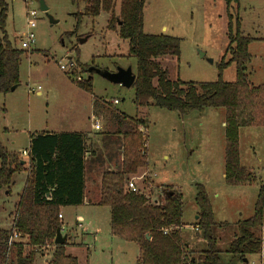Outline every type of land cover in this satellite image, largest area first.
I'll list each match as a JSON object with an SVG mask.
<instances>
[{
  "label": "rangeland",
  "instance_id": "1",
  "mask_svg": "<svg viewBox=\"0 0 264 264\" xmlns=\"http://www.w3.org/2000/svg\"><path fill=\"white\" fill-rule=\"evenodd\" d=\"M5 1L7 38L23 54L18 86L0 97V142L8 151L20 152L19 158L26 161L24 171L14 176L10 191L0 190V229L12 226L29 170L28 157L21 153L28 151L30 137L43 130L84 131L98 122L100 128L90 142L91 149L98 151L104 121L95 115L93 103L97 101L100 105L109 103L128 118L144 121L142 132L148 163L144 172L155 174L153 189L171 186L181 193V222L185 225L181 234L191 251L205 249L201 236L194 230L198 210L194 203L195 185L200 184L209 196L214 222L227 224L216 230L221 264H245V259L246 264H264V259L261 262L258 255L240 260L227 253L236 234V222L252 216L258 189L264 186V128L239 131L241 165L252 172L255 183L226 186L223 109H205L182 117L154 106L135 107L132 88H124L95 72H86L93 68L111 73L131 69L135 73V59L127 54V42L106 29L109 15L83 17L77 33L69 35L75 26L74 14L82 12L83 5L76 7L71 0H43L47 11L42 12L40 0ZM29 11H34L35 16H28ZM115 12H118V0ZM239 18L243 35L257 40L248 46L251 60L246 67L249 82L256 87L264 84V0H240ZM29 19L35 24L32 29L27 28ZM143 22L144 34L181 40L178 59L163 56L157 60L168 71L170 80L185 83L216 80L217 63L228 44L224 0H145ZM27 31L34 35V41L27 49H22ZM69 63L74 64L72 73L60 69L61 65ZM234 75V67L230 66L223 70L222 79L230 83ZM89 76L92 94L75 84L80 82L77 78L84 81ZM113 100L118 103L112 104ZM93 114L96 118L91 119ZM142 174L132 177L139 188ZM153 194L156 193L153 191ZM62 215L61 234L67 236L65 254L75 257L78 264H137V246L111 235L108 208L65 207ZM78 216L83 217L81 222ZM259 235L262 237L264 233L259 231ZM52 253V247L40 249L34 264H47Z\"/></svg>",
  "mask_w": 264,
  "mask_h": 264
},
{
  "label": "trees",
  "instance_id": "2",
  "mask_svg": "<svg viewBox=\"0 0 264 264\" xmlns=\"http://www.w3.org/2000/svg\"><path fill=\"white\" fill-rule=\"evenodd\" d=\"M224 2L228 44L217 63L214 82L185 83L169 79L168 71L157 60L163 56L178 59L181 40L144 34L145 0H118L117 13L116 0H71L76 7L83 5V9L74 14L75 26L69 35L77 33L83 17L109 15L106 29L127 42V54L135 59V82L131 87L135 107L154 106L182 117L205 109H223L224 183L229 187L252 186L255 177L239 160V130L264 128V84L252 86L246 73L251 60L248 46L257 40L241 31L239 0ZM7 12L6 1L0 0V97L18 86L23 54L7 38ZM230 66L234 67V81L227 83L222 73ZM75 84L92 94L90 76ZM93 106L95 115L104 121L98 151L91 149L83 133H40L30 137L29 170L12 226L0 229V264H34L35 255L45 247L53 248L47 264H78L75 257L65 254L66 241L55 245L54 239L56 231L62 228L60 210L84 204L86 175L92 165L98 168L100 179L95 205L109 209L113 237L137 246V264H221L216 230L227 224L214 222L205 188L195 185L194 203L198 209L195 228L205 245L203 251L196 252L182 239L183 206L179 191L171 186L154 187V190L152 181L148 180L141 182L135 193L127 189L129 180L148 168L142 132L144 121L126 117L109 103L100 105L95 101ZM21 162L17 153L8 151L0 142V190L10 191L14 176L24 171ZM263 215L264 186H260L253 214L236 224L228 254L240 260L264 254V241L259 235L264 227Z\"/></svg>",
  "mask_w": 264,
  "mask_h": 264
},
{
  "label": "crops",
  "instance_id": "3",
  "mask_svg": "<svg viewBox=\"0 0 264 264\" xmlns=\"http://www.w3.org/2000/svg\"><path fill=\"white\" fill-rule=\"evenodd\" d=\"M163 30H165V29H163ZM143 32H144V22H143ZM37 95H40V92H37ZM92 118H96L94 116V114L92 115L91 119ZM94 124L95 123H93L92 126L90 125L88 130H84V131H80L79 130V131H70V132L85 134L87 136L88 142L90 143L92 141L91 139L94 136V134L97 133V129L94 127ZM40 133L59 134V133H65V132H55V131L47 132V131L43 130V131L38 132V134H40ZM29 142H30V139H29ZM16 153L19 154L20 152H16ZM239 160H240V164H242V159H241V154H240V147H239ZM22 161L25 164L26 160L23 159ZM150 173L152 174V172H150ZM86 176H87L86 177V195H85V202H84L83 205H86V206H89V207H98V206L95 205V198H96V195H97V192H98V185H99V181H100L98 168L92 165V167L90 168V170L88 171ZM155 177L153 178V180L155 179ZM87 179H89L88 182H87ZM223 179H224V173H223ZM25 180H26V174H25V177H24L23 186H24ZM22 189H23V187H22ZM6 193H8V191H6ZM6 193H5V195H6ZM62 209L60 210L61 219H63ZM77 220L79 222H81L83 220V217L78 216ZM196 220H197V216L195 217V221ZM238 222H241V221H237L236 223H238ZM184 226L182 228H185ZM194 228H195V222H194ZM263 233H264V227L261 229V234H263ZM262 239L264 241V236H262ZM258 256L260 258V261L262 262V260L264 259V254H260ZM243 262L246 264L247 263V259L243 260Z\"/></svg>",
  "mask_w": 264,
  "mask_h": 264
},
{
  "label": "water",
  "instance_id": "4",
  "mask_svg": "<svg viewBox=\"0 0 264 264\" xmlns=\"http://www.w3.org/2000/svg\"><path fill=\"white\" fill-rule=\"evenodd\" d=\"M39 6H40V10L42 12L47 11V8L45 7L43 0L39 1ZM85 40H86V38L83 39L82 42H84ZM211 62L212 61L210 60V63ZM92 72H95L99 76H101V77H103V78H105V79H107L113 83L119 84L120 86L127 88V89L131 88L135 82V74L132 73L131 69H127V70L117 69L116 72H114V73H111L108 71H102L99 69H93V68L88 69V73H92ZM16 87L17 86L12 87L10 91H14ZM23 164H24V162L22 161L21 165H23ZM263 224H264V215H263ZM66 239H67V236H63L61 234V230H57L55 233L54 244L55 245H62L65 243Z\"/></svg>",
  "mask_w": 264,
  "mask_h": 264
},
{
  "label": "built area",
  "instance_id": "5",
  "mask_svg": "<svg viewBox=\"0 0 264 264\" xmlns=\"http://www.w3.org/2000/svg\"><path fill=\"white\" fill-rule=\"evenodd\" d=\"M28 16L30 17H34L35 16V12L34 11H29L26 13ZM35 27V24L32 20H27V28L28 29H32ZM34 41V35L30 32V31H27L25 33V41H22L21 43V48L22 49H27L29 47V44L32 43ZM73 67H74V64H71L69 63L68 66H64V65H61L60 66V69L62 71H70V73L73 72ZM78 81H81V78H77ZM112 104H117V101L116 100H113L111 102ZM94 127L99 130V125H98V122H95L94 124ZM21 155L23 157H28V153L27 151H22ZM155 177L154 174H151V173H147V172H144L140 179H142V182H145L144 180H148V181H152V179ZM127 189L131 192H137V184L136 182L134 181V179H130L129 182L127 183ZM58 218L61 219V215L59 214L58 215ZM195 231H197L196 228H194ZM13 239H16V235L13 236Z\"/></svg>",
  "mask_w": 264,
  "mask_h": 264
},
{
  "label": "bare ground",
  "instance_id": "6",
  "mask_svg": "<svg viewBox=\"0 0 264 264\" xmlns=\"http://www.w3.org/2000/svg\"><path fill=\"white\" fill-rule=\"evenodd\" d=\"M118 103V102H117ZM28 153V152H27Z\"/></svg>",
  "mask_w": 264,
  "mask_h": 264
}]
</instances>
